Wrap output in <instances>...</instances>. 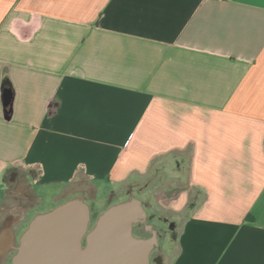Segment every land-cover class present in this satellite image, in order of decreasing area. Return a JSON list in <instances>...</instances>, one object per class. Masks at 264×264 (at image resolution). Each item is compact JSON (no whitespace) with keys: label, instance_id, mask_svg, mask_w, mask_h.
Masks as SVG:
<instances>
[{"label":"crops","instance_id":"0c3cea01","mask_svg":"<svg viewBox=\"0 0 264 264\" xmlns=\"http://www.w3.org/2000/svg\"><path fill=\"white\" fill-rule=\"evenodd\" d=\"M144 176L160 264H264V0H0V264L50 190Z\"/></svg>","mask_w":264,"mask_h":264},{"label":"water","instance_id":"95a60500","mask_svg":"<svg viewBox=\"0 0 264 264\" xmlns=\"http://www.w3.org/2000/svg\"><path fill=\"white\" fill-rule=\"evenodd\" d=\"M147 216L142 201L132 198L108 208L90 230L89 205L71 199L30 222L12 264H150L156 232L150 238L134 233Z\"/></svg>","mask_w":264,"mask_h":264},{"label":"rangeland","instance_id":"374dc122","mask_svg":"<svg viewBox=\"0 0 264 264\" xmlns=\"http://www.w3.org/2000/svg\"><path fill=\"white\" fill-rule=\"evenodd\" d=\"M152 182L153 180L149 176L139 177L133 180L132 182L124 184L119 190L117 189V191L115 187L106 183L96 184L99 190L97 198L95 197L94 193H90L89 195L85 196L84 201L87 202L91 209V230L95 226L98 218L111 206L125 201H129L132 198L141 199L145 205V209L148 213V216L145 223L136 224L134 226V233L137 237L150 238L153 236V233L156 232L157 237L159 238V242L158 246L151 254L150 264H160L165 263V260L167 259L166 256L163 254V251L168 252L171 246V241L168 237L169 227L164 223V221L167 222L169 221V219L168 215L165 214L161 209L154 208L150 205L148 201L145 200V196L147 194L145 193V191L149 186L152 185ZM83 187L87 188V185H84ZM113 190L116 192L111 195V192ZM55 192L56 191L54 189L50 190L47 196L44 197L39 204L35 201L34 205H38L36 209H32V212H30L31 209L29 207L27 208L26 215L24 216L22 221L18 222L14 227L16 234L19 237V240L17 241V246L6 257V262L4 261V264H12V258L17 252V247L19 246L20 238L29 227L30 222L37 216V213H46L58 206L57 202L54 201L53 198L55 196ZM176 232L177 231H175V234Z\"/></svg>","mask_w":264,"mask_h":264},{"label":"bare ground","instance_id":"6f19581e","mask_svg":"<svg viewBox=\"0 0 264 264\" xmlns=\"http://www.w3.org/2000/svg\"><path fill=\"white\" fill-rule=\"evenodd\" d=\"M13 222L9 219L6 226L0 231V238H3L4 236H8L10 234L9 232V226L12 224Z\"/></svg>","mask_w":264,"mask_h":264},{"label":"flooded vegetation","instance_id":"af4514ba","mask_svg":"<svg viewBox=\"0 0 264 264\" xmlns=\"http://www.w3.org/2000/svg\"><path fill=\"white\" fill-rule=\"evenodd\" d=\"M18 218L16 217V215H12V217L10 218V220L13 222V221H15V220H17Z\"/></svg>","mask_w":264,"mask_h":264}]
</instances>
